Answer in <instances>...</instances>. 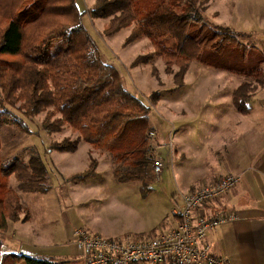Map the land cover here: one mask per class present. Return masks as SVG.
<instances>
[{"label":"trees","instance_id":"obj_1","mask_svg":"<svg viewBox=\"0 0 264 264\" xmlns=\"http://www.w3.org/2000/svg\"><path fill=\"white\" fill-rule=\"evenodd\" d=\"M209 2L94 0L81 11L76 0H0V150L5 118L13 116L7 106L17 107L28 117L45 112L43 127L48 132L69 127L77 134L56 141L53 149L75 152L82 141L92 147L87 167L72 173L68 181L96 175L100 159L94 153L99 151L110 153L119 182L142 181L147 187L154 180L150 168L157 159L150 136L156 131L150 123L151 107L124 85L118 68L103 59L83 16L107 19L103 36L130 28L125 44L149 38L155 50L138 56L133 64L162 56L177 85L184 84L195 60L250 77L232 94L237 109L247 112L248 98L264 88V53L250 51L237 30L208 21L204 12ZM162 35L174 40L171 46H165ZM15 123L28 132L26 123L17 118ZM12 176L18 188L9 183ZM146 187L144 194L151 189ZM51 188L41 156L0 160V235L10 222L31 217L20 191L43 194ZM22 262L59 264L62 259L5 253L0 242V264Z\"/></svg>","mask_w":264,"mask_h":264},{"label":"rangeland","instance_id":"obj_2","mask_svg":"<svg viewBox=\"0 0 264 264\" xmlns=\"http://www.w3.org/2000/svg\"><path fill=\"white\" fill-rule=\"evenodd\" d=\"M76 1L81 11H86L94 3V0ZM204 16L215 25L229 26L240 32L239 40L250 51L264 53V4L260 5L255 0H210ZM106 21L102 18L93 20L87 13L83 16V23L96 41L103 59L117 67L124 85L151 107L150 123L156 131H153L154 138L150 136L155 152L157 149L156 158L170 161L166 144L177 126L179 130L174 134L175 145L187 140L186 109L189 112L198 110L197 121L204 120L203 110H208V107L214 119L222 118L218 123L231 121L228 111H236L232 94L250 77L216 69L195 60L184 84L177 85L173 75L167 72L162 56H154L149 63L133 64L138 56L155 50L149 38L125 44L130 28L103 36ZM165 39V46H171L174 40L168 36ZM157 96L159 99L154 100ZM247 106L264 107V88L248 98ZM7 107L13 116L6 117L2 127L0 160H28L33 155L41 156L47 166L52 188L45 194L20 191L22 202L30 209L32 219L18 231L15 228V225H19L17 222L9 223L7 230L0 235L3 252H11L9 248L12 247L14 252L18 250L19 253L71 258L70 262L61 264H80L76 252L78 247L73 241L76 229L82 228L91 234L107 237H137L141 234L154 236L174 227L176 217L173 210L182 201L187 189L181 183L186 178L185 174L180 173L179 177L174 175L171 163L160 178L153 167L150 168L154 180L146 187L142 181L119 182L113 175L110 153L96 151L94 155L100 159L97 174L77 182L68 181L69 175L87 167L91 145L82 141L75 152L55 150L52 146L56 141L68 136L75 138L77 134L69 127L61 132H48L43 127L45 112L28 117L17 107ZM16 118L26 123L28 132L16 125ZM195 126L197 132L195 136L194 133L190 134L191 141L203 143L200 137H204L206 143H213L216 134L201 135L199 130L205 134V129L200 125ZM235 130L233 127L210 128L211 133L217 131L221 136H227L230 132L233 134ZM162 139L168 142L160 149L156 145ZM160 151L164 154H160ZM182 162L183 159L178 161ZM185 165L186 162L182 166ZM192 165L189 163L186 167ZM9 183L18 188L14 176L10 177ZM145 187L151 188L147 194L143 192Z\"/></svg>","mask_w":264,"mask_h":264},{"label":"crops","instance_id":"obj_3","mask_svg":"<svg viewBox=\"0 0 264 264\" xmlns=\"http://www.w3.org/2000/svg\"><path fill=\"white\" fill-rule=\"evenodd\" d=\"M255 1L260 5L264 4V0ZM208 108V110L202 109V118H204L202 121H197L198 110L194 109L189 112L186 109L184 111L188 117L186 121L187 140L184 139L177 145L174 142L173 157H169L170 163L174 166V175L179 177L180 173L185 174L186 178L181 183L187 189L185 192L187 193L207 183L216 182L224 174H239L241 178L235 187L207 205L210 214L233 212L237 215V219L209 231L207 241L213 252L226 257L229 264H264V107H248L247 112H241L235 107V112L228 111L231 113L229 115L231 121L227 123H218L222 118L214 119L211 116L210 107ZM195 125H200L205 129V134L199 130L201 135L216 134L213 143H206L204 137H200L203 143L195 144L191 141L190 134L194 133L195 136L197 132ZM211 126L217 129L233 127L236 130L233 134L230 132L227 136H221L217 131L211 133ZM178 130V126L173 129V141L174 134ZM167 142L164 139L158 140L156 146L164 147ZM159 153L164 154L161 151ZM181 159L183 162L178 163ZM185 162L186 165L183 167ZM189 163L193 165L187 168ZM166 172L167 170L163 173ZM31 219L32 213L27 221H17L19 225H15L16 230L23 229ZM177 224L178 221L175 218L174 227ZM27 235L28 233L25 234ZM74 244L78 247L75 241ZM9 249L11 252L5 253H19L18 250L14 252L12 247ZM78 249L76 252L80 257V264H84L83 252ZM51 257L57 258V256ZM78 257L75 256V259L78 260ZM60 259L62 262L59 264L70 262L71 258L60 257Z\"/></svg>","mask_w":264,"mask_h":264},{"label":"built area","instance_id":"obj_4","mask_svg":"<svg viewBox=\"0 0 264 264\" xmlns=\"http://www.w3.org/2000/svg\"><path fill=\"white\" fill-rule=\"evenodd\" d=\"M154 138L155 133L150 132ZM167 145L168 156L173 157V132ZM170 164L162 157L153 163L160 178ZM237 173H228L216 182L207 183L183 195L182 203L173 210L176 227L154 236L107 237L76 229L75 243L83 252L84 264H229L224 256L213 252L207 241L209 231L234 221L233 212L210 214L207 205L228 193L240 181Z\"/></svg>","mask_w":264,"mask_h":264},{"label":"bare ground","instance_id":"obj_5","mask_svg":"<svg viewBox=\"0 0 264 264\" xmlns=\"http://www.w3.org/2000/svg\"><path fill=\"white\" fill-rule=\"evenodd\" d=\"M168 157V156H167ZM171 158V157H170Z\"/></svg>","mask_w":264,"mask_h":264}]
</instances>
